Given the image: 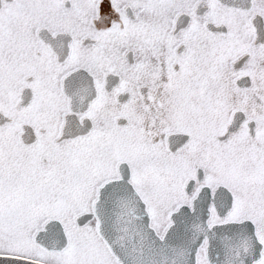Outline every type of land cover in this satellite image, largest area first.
<instances>
[{"label": "snow or ice", "instance_id": "obj_1", "mask_svg": "<svg viewBox=\"0 0 264 264\" xmlns=\"http://www.w3.org/2000/svg\"><path fill=\"white\" fill-rule=\"evenodd\" d=\"M0 264H264V0H0Z\"/></svg>", "mask_w": 264, "mask_h": 264}]
</instances>
